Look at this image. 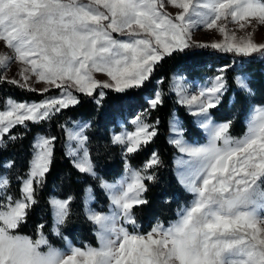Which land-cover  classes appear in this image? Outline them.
<instances>
[{
  "label": "snow or ice",
  "instance_id": "6c2138e0",
  "mask_svg": "<svg viewBox=\"0 0 264 264\" xmlns=\"http://www.w3.org/2000/svg\"><path fill=\"white\" fill-rule=\"evenodd\" d=\"M170 4L178 9L175 15L164 10V0H0V46L11 52L0 54V68L7 69L13 62L22 65L20 80L0 74V83L42 94L60 93L39 103L9 99L7 109L0 110V146L6 134L8 140L18 139L10 134L15 126L50 120L62 109L77 105L79 94L96 93L94 99L100 105L105 90L126 94L141 88L157 63L173 52L201 47L244 58L264 57V43L252 39L256 24L264 25V0H170ZM229 18L240 29L252 31L237 39L225 24H218ZM200 27L217 29L224 40L210 44L193 40V31ZM228 67L220 69L211 86L201 88L197 95L186 96L182 87L177 89L180 102L208 134V142L189 144L182 125L174 122L170 143L188 157L180 162L184 166L181 183L193 196L176 221L167 228L157 224L144 234L116 227L119 221L136 227L134 209L148 203L145 181L156 179L149 170L161 163L153 153L142 169L128 164L129 154L147 145L157 135L159 124L136 116L134 131L114 134L111 139L122 147L125 176L116 184L100 181L112 200L113 212L106 216L89 210L87 215L99 226L100 247L69 245L66 253L49 243L43 224L37 226L35 240L20 235L18 228L37 203L36 190L45 182L52 160L56 138L40 137L32 145L27 173L17 178L18 199L7 195L11 181L0 175V264H264V107L253 109L246 132L238 138L229 132L231 121L212 119L211 110L227 90L224 72ZM96 73L108 79H97ZM33 78L45 86L31 87L28 82ZM236 84L252 94L246 76H237ZM163 102V93L156 92L149 107L155 109ZM90 126L82 123L65 129L67 155L79 173L98 178L88 147ZM14 163L10 160L3 167L11 169ZM70 201L71 197L48 201L56 235L70 215Z\"/></svg>",
  "mask_w": 264,
  "mask_h": 264
},
{
  "label": "trees",
  "instance_id": "16d2710c",
  "mask_svg": "<svg viewBox=\"0 0 264 264\" xmlns=\"http://www.w3.org/2000/svg\"><path fill=\"white\" fill-rule=\"evenodd\" d=\"M233 59L241 62L242 67L236 64L228 73V91L222 97L219 105L212 110L217 120L230 117L236 111V118L232 121L230 132L240 136L245 133L246 117L252 103L264 104V62L255 55L251 58L241 57L231 52H220L211 48L192 47L183 51L173 52L165 56L155 66L153 73L144 86L128 90L126 94H117L112 90H105L106 95L100 105H97L93 96L79 94V103L62 109L52 119L40 123L27 122L25 126H15L10 134L17 136L16 140H8L5 135V144L0 146V175L6 171L3 167L7 160L14 161V167L8 169L11 181L10 194L20 197V183L18 177H23L28 171L33 155L32 145L37 134L55 137L53 155L49 172L45 182L36 190L37 203L30 211L26 222L20 225L18 233L29 235L33 240L38 238L37 226L44 225L43 233L50 244L63 247L65 241L52 231V208L48 201L51 196L60 198L71 197L70 215L66 223L61 226L63 235L69 236L76 246L85 248L99 245L97 226L88 218L85 210V190L91 185L95 191L94 203L101 211L108 209L109 197L101 187V179L116 180L125 168V157L122 147L111 143L113 131L120 129V120L128 121L143 113L144 120L154 124L157 120V135L136 153L129 154L128 163L136 168H143L153 153L158 154L160 165L149 172L154 174L155 181H145L147 192L144 199L146 205L136 207L134 215L138 227L128 225L131 231L147 233L157 224L168 225L178 218L180 210L187 205L192 194L179 182L175 173L174 159L178 152L176 146L169 141L170 120L176 112L182 119L189 138H203V133L194 121L192 114L185 106L180 105L176 94L172 91V76L176 72L189 76L209 75L217 73V67L225 60ZM238 72H248L252 76L251 86L254 92L250 96L238 89L235 76ZM202 76V77H203ZM157 90L163 93V104L152 109L149 101ZM97 89L96 92H99ZM58 90L47 93L28 91L7 82L0 83V103L5 104L9 98L21 101H40L52 96ZM235 95V101L230 105V96ZM88 119L91 126L87 130L89 149L96 163L98 178L79 173L67 155L66 128L74 121Z\"/></svg>",
  "mask_w": 264,
  "mask_h": 264
},
{
  "label": "rangeland",
  "instance_id": "374dc122",
  "mask_svg": "<svg viewBox=\"0 0 264 264\" xmlns=\"http://www.w3.org/2000/svg\"><path fill=\"white\" fill-rule=\"evenodd\" d=\"M195 2V0H194ZM164 10L172 15H175L176 12L178 11V9H176L174 6H172L170 4V0H164ZM219 23H223L226 25V28L229 30L230 34L231 32H234L237 39L241 38V37H246L248 32L252 31V29L249 27V28H246V29H240L239 28V25L237 23H234V22H231L230 18L228 21H218V24ZM253 23L255 24L256 22L253 21ZM116 35V34H114ZM192 39L195 40V41H198V42H201V43H207V44H210L212 42H220V41H223L224 40V34L220 33L217 29H207V28H204V27H200L196 30L193 31V34H192ZM252 39L254 40V42H257V43H264V25H260V24H256V28H255V31L252 32ZM4 53H7L9 55H11V52L9 49L3 47V46H0V54H4ZM258 58L260 60H262L264 62V57H261L258 55ZM237 65L239 68L242 67V64L241 62H234L233 59L231 60H225L223 65L220 66L219 68L217 67V73H213V74H209V75H200V74H196L195 76H189V75H186L184 73H180V72H176L174 73V75L172 76V83H171V88H172V91L176 94L177 96V100L178 102L180 103V105H183L185 106V108L187 109L188 113L191 114V111L189 109V107L186 105V104H182L180 102V99H181V96L179 94V92L177 91L178 88H183L184 89V95L186 96H192V95H197L199 90L201 88H204L206 86H211V82H212V79L221 74L220 73V69L224 68L226 65L230 66L227 68V70L224 72V76L226 78V82H227V90L224 92V95L226 94V92L228 91V73L227 71L230 69V68H233V65ZM22 65L19 63V62H13L11 63L7 69H3V68H0V74H4L6 75V78L7 79H18L20 80L21 77L18 75L19 72H20V69H21ZM96 78L97 79H100V80H105V79H108L106 77L105 74L103 73H96L95 74ZM203 76V77H202ZM237 76H246L247 77V80H248V83L250 85V87L252 88V93L254 92V89L253 87L251 86V80H252V76L250 75V73L248 72H238L235 76V80H236V77ZM23 82V81H21ZM30 84L31 87L33 88H37V89H40L42 87H44V83L43 82H38L35 80V78H33L31 81L28 82ZM239 89V88H238ZM240 90V89H239ZM242 91V90H241ZM157 92H161L160 90H157ZM245 93V92H244ZM60 93L59 91L57 93H55L54 95L52 96H59ZM223 95V96H224ZM246 96H250L249 94L245 93ZM222 96V97H223ZM222 97H221V101H222ZM11 100H14L16 102H23V103H39L40 101H21V100H16V99H13V98H9ZM8 99V100H9ZM152 99V98H151ZM150 99V100H151ZM8 100L6 101L5 104H1L0 103V110H6L7 107H8ZM44 100V99H43ZM235 101V95L232 94L230 96V105H232ZM219 105V104H218ZM217 105V106H218ZM257 106H260V107H264V104H255V103H252L249 110H248V114H247V117H246V125H247V122L250 118V116L253 114V109ZM195 110V106H193L192 108V111ZM213 110V109H212ZM212 110H211V115H212V119L216 122V123H224V122H228V121H232L236 118V111H232L230 113V117L228 119H224V120H217L213 113H212ZM143 113L139 114L138 116H141V118L144 120V117L142 115ZM194 117V121L196 122L197 126L200 128V130L202 131L203 133V138L202 139H199V138H189V136L187 135V132H186V128H185V125H184V122H183V119L175 112L174 115L172 116L171 120H170V132H169V141L172 139L173 137V131H172V128H173V124L175 121H179V124L182 125L183 127V138L189 143V144H194V145H202V144H206L208 142V134L199 126V121L198 119ZM135 118V117H134ZM130 119L128 121H124V120H120L119 124H120V129L118 130H114L113 131V135L114 134H119L121 132H125V131H128V132H131V131H134V126L132 124V121L133 119ZM90 122V120H89ZM145 123H147L145 120H144ZM78 124H82L80 123L79 121L77 122V125ZM149 124V123H148ZM247 130V128H246ZM229 132H230V129H229ZM246 132V131H245ZM230 134L233 136V137H241L243 136L240 135V136H236V135H233L231 132ZM40 137H49L45 134H38L37 138H40ZM35 140V139H34ZM34 144V143H33ZM175 146V145H174ZM177 148V147H176ZM178 150V149H177ZM53 155V154H52ZM152 157V156H151ZM151 159V158H150ZM188 159L187 155L184 154V153H181L177 152L176 156H175V159H174V163H175V173L177 175V178L179 180V182L181 183V173L183 171V165L180 163L181 160H186ZM10 161V160H7L5 162V164ZM133 169H141V168H136V167H133L131 166ZM6 169V168H5ZM124 175L123 177L125 176V168L123 170ZM121 173V174H122ZM1 175H6L8 178H9V173H8V169H6V171L4 173H2ZM122 177V178H123ZM122 178H120L117 182H119ZM10 180V179H9ZM101 184V183H100ZM110 184H114V183H110ZM116 184V183H115ZM182 184V183H181ZM183 186V184H182ZM88 187V186H87ZM184 187V186H183ZM185 188V187H184ZM9 190V188H8ZM7 190V195H11L10 192H8ZM105 191V190H104ZM106 192V191H105ZM107 196H109V194L106 192ZM12 196V195H11ZM13 197V196H12ZM52 197V196H51ZM14 198V197H13ZM60 198V197H59ZM15 199V198H14ZM61 199H66V198H61ZM96 199V196H95V191L93 189V187L91 185H89V195H86V198H85V203H86V206L88 205V207L86 208L85 206V210H86V214L88 215V212L89 210H91L92 212H95V213H100V214H103V215H106V216H110L113 212V208H114V205L112 203V200L109 196V204H108V209L106 211H101L97 206L94 205V201ZM193 199V196L190 200V202L185 205L184 207L188 206L191 204V201ZM183 207V208H184ZM182 208V209H183ZM52 217H53V227H52V231L54 229V216H53V213H52ZM178 219V218H177ZM176 219V220H177ZM174 220V221H176ZM173 221V222H174ZM173 222L169 223L168 225H164L162 223H159L160 225H163L165 228H167L168 226H170ZM128 225L127 223L123 222V221H119L117 222L116 224V227H120V226H123L125 227L129 232H136V231H131L129 228H128ZM97 226V231H96V234L97 232L99 231V226ZM136 227H138V224L136 223ZM135 227V228H136ZM61 229V227H60ZM151 231V230H150ZM54 233V231H53ZM139 233V232H137ZM20 234V233H19ZM44 234V233H43ZM55 234V233H54ZM143 234V233H141ZM20 235H24V236H29V235H25V234H20ZM56 235V234H55ZM44 236L46 237V235L44 234ZM58 237L60 238H63L64 241H65V245L63 247H58V246H54L52 245L54 248H57V249H60L62 251H65L67 253V249H68V246L71 245L72 247H78V248H81L79 246H76L72 239L69 237V236H66V235H63L61 230H60V235H57ZM30 237V236H29ZM97 239H98V242H99V245L96 246V247H93V246H87V247H93V248H99L100 247V240L97 236ZM50 243V242H49ZM86 248V247H85ZM83 249V248H82ZM42 251H47V248L46 247H43L42 246ZM70 254V253H68Z\"/></svg>",
  "mask_w": 264,
  "mask_h": 264
},
{
  "label": "crops",
  "instance_id": "0c3cea01",
  "mask_svg": "<svg viewBox=\"0 0 264 264\" xmlns=\"http://www.w3.org/2000/svg\"><path fill=\"white\" fill-rule=\"evenodd\" d=\"M80 122V123H88V124H91V121L89 122V120L88 119H79V120H77V121H74L73 123H72V125H70V126H68L67 127V129H72V128H74L76 125H77V122ZM88 130V129H87ZM87 130H86V132H87ZM37 136H38V134L35 136V140H34V142L37 140L36 138H37ZM89 147V146H88ZM90 150V149H89ZM66 151H68V138H67V141H66ZM52 154H53V149H52ZM129 164V163H128ZM130 165V164H129ZM131 166V165H130ZM97 172V171H96ZM123 175H124V173H122L119 177H117V179L116 180H113V181H109V180H106V179H101V180H103V181H107L108 183H117V181L120 179V178H122L123 177ZM97 176H99V174L97 173ZM86 195H89V186L86 188V190H85V198H86ZM52 197H55L56 199H61V198H59L58 196H52ZM51 197V198H52ZM109 197V196H108ZM69 198V197H68ZM68 198H66V199H68ZM61 200H63V199H61ZM95 201H96V199H95ZM95 201L93 202V203H95ZM71 202V201H70ZM85 206H86V203H85ZM88 207V205L86 206V208Z\"/></svg>",
  "mask_w": 264,
  "mask_h": 264
}]
</instances>
